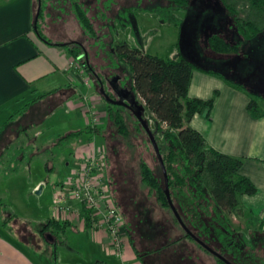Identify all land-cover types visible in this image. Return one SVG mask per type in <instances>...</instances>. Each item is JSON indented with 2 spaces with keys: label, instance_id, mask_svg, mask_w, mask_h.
<instances>
[{
  "label": "rangeland",
  "instance_id": "374dc122",
  "mask_svg": "<svg viewBox=\"0 0 264 264\" xmlns=\"http://www.w3.org/2000/svg\"><path fill=\"white\" fill-rule=\"evenodd\" d=\"M80 1L84 3L94 31L88 30L80 22L76 12L70 8V0L55 3L53 11L57 12H50L45 21H41V27L53 43L77 42L84 45L92 65L104 78L108 88L115 75L121 74L127 86L133 83L128 62L118 61V68L114 67L115 48L124 42L131 48L138 47L144 53L153 55H184L201 66L212 64L227 73L234 67L236 77L243 85L245 82L258 83L264 79V32L246 39L234 30L237 15L243 20H252L264 27V11L254 7L249 0H192V3L183 9L173 7L168 0ZM34 2L36 6V0ZM214 34H224L230 40L244 45L242 55L232 60H211L206 54V47L209 37ZM87 77L94 93L98 79L91 75ZM88 90L91 89L87 85L79 84L74 88L75 96L78 98ZM262 91L263 97L258 99L264 109V90ZM100 102L103 103L102 100ZM26 103L27 100L22 99L12 105L8 111L9 115ZM114 107L121 109L128 117L131 116L124 104ZM81 117L72 109L69 101L62 103L51 98L33 104L29 111L18 115L4 127L0 138L4 144H9L7 155L21 156L19 160L9 161L2 166L0 230L23 243H28L36 256L47 258L53 263L58 260L61 262L64 237L59 238L60 245L56 248L49 244L48 238L41 234V230L47 217L53 216L55 186L68 179L73 170L74 158L89 144L93 145V150H105L104 172L112 196L121 209H135L138 219L152 227L161 216V207L155 195L150 194L149 186L141 180L142 156L148 158L151 165L155 162L140 144V138L138 141L135 136L129 137L119 133L109 117L102 122V115L99 113L101 123L96 125L97 131L62 139L64 135L86 128L91 116L84 114ZM3 122L4 120H0V123ZM102 124L104 125L100 127ZM90 154L92 152L85 153L78 162ZM67 162H71V165H66ZM16 166H19L18 170L13 171ZM7 171H11L10 176H5ZM243 207L246 215L240 211L230 217L244 235H249V230L258 228L264 216H253L245 206ZM67 234L73 243L75 240H81L77 238L80 234L85 235L73 226L68 228ZM253 238L248 242L251 252L257 251L258 243L264 245L259 233L253 235ZM55 249L58 252L54 254ZM253 252L252 264H264V253Z\"/></svg>",
  "mask_w": 264,
  "mask_h": 264
},
{
  "label": "trees",
  "instance_id": "16d2710c",
  "mask_svg": "<svg viewBox=\"0 0 264 264\" xmlns=\"http://www.w3.org/2000/svg\"><path fill=\"white\" fill-rule=\"evenodd\" d=\"M58 1L61 0H36L33 20L34 31L40 39L49 44L58 47L72 45L69 48L71 56L79 62L86 75L97 77L96 85L101 86L105 83L104 78L96 72L84 45L77 42L55 44L43 32L41 21L44 22L50 12H54L53 7ZM70 1V8L76 12L80 22L88 30L94 31L84 3L80 0ZM168 1L177 9L186 8L192 3V0ZM249 1L254 7L264 11V0ZM65 2L64 4H66ZM235 19V33L244 36L246 39L264 32V27H260L252 20H243L238 15ZM243 46L223 34H214L208 39L206 52L214 59L232 60L242 55ZM113 58L115 68H118V61H126L131 66L133 77L131 88L142 99V102H138L139 105L144 106V109L140 108L141 114L144 120L148 122L159 144L169 175L171 196L184 222L197 237L234 264H252L251 255L253 251H249L248 242L256 233H259L264 240V220L258 228L249 230V235H244L232 222L230 216L235 213L239 214L240 211L244 212V207L241 204L242 196L254 195L258 189L249 178L240 173L244 163L243 158L227 155L214 149L204 136L190 125L191 120L197 113H205L208 118H211V112L218 94V92H215V95L209 100L192 98L190 96V85L195 69L218 74L230 84L248 92L251 97L248 109L254 117H260L264 114V109L258 99V97H263L261 91L241 84L235 71L227 73L217 66H212V64L202 67L184 55L163 57L144 53L138 47L131 48L126 42L116 46ZM232 68L234 69V67ZM260 82L264 83L263 80H260ZM123 83L126 85V80ZM101 93L107 99L112 98L106 88L105 92L102 91ZM107 95L110 97H107ZM40 97L35 98L33 102ZM33 102L26 104V108L24 106L17 114L23 113ZM108 112L110 122L115 125L118 132L129 137L135 136L137 140L140 138V141H138L153 158L155 164L151 165L148 158L142 156L141 180L149 186L150 194L155 195L158 205L172 212L159 159L141 121L137 117L130 119L112 105L109 106ZM14 117L12 116V119ZM97 130V126L91 124L80 131L71 132L61 138L79 136ZM8 148L7 145L4 150L0 151V176L2 166L9 161L19 160V157H21L15 154L7 155L6 150ZM18 168L19 166L14 167L13 171H17ZM10 174L11 171H7L5 176H10ZM0 203H2L1 200ZM84 216L85 228L89 229L94 224V218L86 208H84ZM174 219L179 224L175 217ZM5 224H7V221ZM67 227L68 224L65 222L50 217L43 226L41 234L45 237L53 236V241L57 242L60 237L65 236ZM128 230H130V227ZM184 238L193 240L201 251L210 254L208 250L189 235L180 236L167 246L179 243ZM257 247V251L253 253H264L263 244L258 243ZM55 253L56 251H54ZM179 257L181 258V253H179ZM211 257V263L214 260L213 264H226V262L212 254ZM181 260L184 261L183 258ZM188 264H200V261L196 257H189Z\"/></svg>",
  "mask_w": 264,
  "mask_h": 264
},
{
  "label": "crops",
  "instance_id": "0c3cea01",
  "mask_svg": "<svg viewBox=\"0 0 264 264\" xmlns=\"http://www.w3.org/2000/svg\"><path fill=\"white\" fill-rule=\"evenodd\" d=\"M34 11V0L0 2V120H4L0 123V138L4 127L18 115L29 111L33 104L51 98L62 103L69 101L79 117L84 114L89 117V108H93L102 115V122L108 118V106L102 94L97 88H94L95 92L92 93L90 79L82 69H75L72 65L75 60L69 51L72 45L58 47L40 39L33 29ZM207 56L211 60H217L208 54ZM79 84H85L91 90L85 94L81 93L77 98L74 88ZM263 84L260 80L258 83L245 82L246 86L259 91L264 90ZM215 92L218 94L211 118L205 113H197L190 125L198 130L214 149L244 159L240 173L249 178L258 191L254 195H243L242 206L253 216H264V114L260 117L251 114L248 109L251 97L247 91L230 84L218 74L195 69L190 96L209 100ZM132 94L134 100L139 99V102H142L135 91ZM43 95L45 96L40 97ZM38 97L40 98L33 102ZM22 99L27 100L26 104L33 103L23 113L17 114L24 106L9 115L8 111L12 105ZM12 116L15 117L12 119ZM91 121L92 119L88 118L86 127L91 125ZM4 143L0 141V151L7 147ZM92 150L93 145L83 147L73 160V169L78 166L79 159ZM66 165H71V162ZM66 181H61L56 186ZM73 205L79 203L73 202ZM161 213L164 219L160 217L154 228L142 226L139 219L128 215L126 224L130 230L125 238L123 254L117 256L113 252L111 237L106 232L86 229L84 223L72 217L68 219L67 215L59 217L53 212L52 217L68 224L63 238L64 251L61 262L58 260L53 263L47 258L36 256L28 243H23L0 230V264H185L181 260L183 257H179V244L167 246L176 239L178 226L170 233L161 232L162 229L157 230V227L168 225L163 223L165 218L171 225L174 224L167 209H163ZM242 213L246 215L245 212ZM49 218L47 217L46 221ZM71 226L85 233L84 236L78 234L80 241L75 240L73 243V240L69 239L67 232ZM48 242L56 248L60 245V240L54 242L52 238H48ZM55 251L58 252L56 249Z\"/></svg>",
  "mask_w": 264,
  "mask_h": 264
},
{
  "label": "built area",
  "instance_id": "2783aa9c",
  "mask_svg": "<svg viewBox=\"0 0 264 264\" xmlns=\"http://www.w3.org/2000/svg\"><path fill=\"white\" fill-rule=\"evenodd\" d=\"M74 68L81 69L79 62H72ZM76 66V67H75ZM91 124H99L98 110L89 108ZM106 153L104 148L92 150L74 168L66 182L56 186L53 193L54 212L72 217L85 224L84 208L94 218L92 230L106 232L112 240L113 252L122 256L127 231L123 213L114 201L105 170ZM73 202L79 205H73Z\"/></svg>",
  "mask_w": 264,
  "mask_h": 264
},
{
  "label": "flooded vegetation",
  "instance_id": "af4514ba",
  "mask_svg": "<svg viewBox=\"0 0 264 264\" xmlns=\"http://www.w3.org/2000/svg\"><path fill=\"white\" fill-rule=\"evenodd\" d=\"M118 74V73H116ZM120 74V73H119ZM124 79L122 77V75H115V77L113 79H111V86L109 88H111L112 90H110L107 86H105L106 90L108 91V93L111 94L112 98L111 99H107L106 97H104L102 95V98L107 102V106H108V109H109V106L112 105L113 107L114 106H119L121 104H115L113 103L112 101L113 100H117V101H120V102H123L124 106L126 107V109L128 110V112L130 113V119L133 118V117H137V113H139L141 116V109L139 107V99H136L134 100V97H133V90L131 89V86H127L123 83ZM102 84V83H101ZM105 85V83H104ZM97 90L100 92H102V85L101 86H96ZM100 92V93H101ZM102 94V93H101ZM126 103V104H125ZM129 105H128V104ZM138 104V105H137ZM116 110L119 109V108H116L114 107ZM108 109H107V114H108V117H109V112H108ZM122 113H124L121 109H119ZM125 114V113H124ZM126 115V114H125ZM127 116V115H126ZM128 117V116H127ZM143 117V116H142ZM139 119V118H138ZM146 121V120H145ZM101 123V122H100ZM148 123V122H147ZM142 124V122H141ZM149 125V124H148ZM96 126V125H95ZM143 126V124H142ZM144 127V126H143ZM145 129V127H144ZM146 130V129H145ZM147 132V130H146ZM148 133V132H147ZM149 135V134H148ZM150 137V136H149ZM151 139V138H150ZM152 142V141H151ZM153 144V143H152ZM157 154V153H156ZM158 157V156H157ZM63 184V183H62ZM60 184V185H62ZM59 186V185H58ZM110 186V185H109ZM56 187V186H55ZM111 189V187H110ZM112 192V191H111ZM143 195V194H141ZM139 197V196H138ZM114 198V197H113ZM173 200V199H172ZM114 201L116 202L115 198H114ZM174 202V201H173ZM116 204L118 205L119 209L121 210V212L123 213V216H124V219H125V228H126V231L127 233L129 232L128 231V228H127V224H126V217L128 215H130L132 218H137V215H135V209H127L126 211H123L120 207V205L118 204V202H116ZM175 205V204H174ZM164 208H161V212ZM172 209V207H171ZM178 210V209H177ZM171 215H172V218H173V221H174V224L171 225L169 220H167L165 218V220H163V223H167L168 225L167 226H163V227H157V230H161V232H166V233H170L171 230H173V228L175 229V226H178V232H177V235H176V239H178L180 236H185V235H189L191 236L198 244H200L203 248H205L198 240H196V238H198L200 241H202L203 243H205L203 240H201L199 237H197L193 232L192 230L187 226V224L185 223L187 229L192 233L190 234L186 228H184L182 226V224L179 222L178 218L176 217L173 209H172V212L170 210H168ZM179 212V211H178ZM240 213V212H239ZM163 214V213H161ZM162 217V219H164V216H160ZM174 217L178 220L179 224L176 223ZM183 219V218H182ZM159 221V220H158ZM184 221V220H183ZM139 222L142 223L139 219ZM145 224L142 223V226H144ZM155 227V226H154ZM153 227V228H154ZM170 227V228H169ZM146 228V227H144ZM148 228V227H147ZM146 228V229H147ZM169 228V229H168ZM149 229V228H148ZM145 230V229H144ZM148 232V231H147ZM165 233V234H166ZM196 237V238H194ZM47 238H52L53 239V236H48ZM175 239V240H176ZM191 242V243H190ZM178 243V242H177ZM179 248L181 251H179V253H181V257H183V260H184V263L185 264H188V259L189 257H196L197 259H199L200 261V264H213L214 263V260H213V263H210V261H212V257L210 254H212L213 256H215L216 258L218 259H221L219 258L218 256H216L215 254H213L210 250H208L207 248H205L206 250H208L210 252L209 253H206V252H203L201 251V249L195 245L194 241L191 240V239H188V238H184L183 240H181L179 243ZM206 244V243H205ZM208 247H210L208 244H206ZM262 247V246H261ZM212 248V247H210ZM213 250H215L214 248H212ZM216 252H218L217 250H215ZM148 253V252H146ZM219 254H221L220 252H218ZM225 259H227L228 261H230L231 263H233L231 260H229L228 258H226L223 254H221ZM223 260V259H221ZM224 261V260H223ZM225 262V261H224ZM227 264V263H226ZM234 264V263H233Z\"/></svg>",
  "mask_w": 264,
  "mask_h": 264
},
{
  "label": "water",
  "instance_id": "95a60500",
  "mask_svg": "<svg viewBox=\"0 0 264 264\" xmlns=\"http://www.w3.org/2000/svg\"><path fill=\"white\" fill-rule=\"evenodd\" d=\"M38 19V17H37ZM37 21V20H36ZM186 57V56H185ZM188 59H190L191 61H193L191 58L187 57ZM196 63V61H193ZM201 66V65H200ZM203 67V66H202ZM102 91L105 92V86L104 84H102ZM107 97H110L109 95H107ZM113 103L115 104H123V102H120V101H117V100H113L112 101ZM126 104V103H125ZM128 104V103H127ZM129 105V104H128ZM140 108H143L144 109V106L143 105H139ZM137 116L139 118V120L142 122L143 126L145 127V129L147 130L150 138H151V141L153 143V146L155 148V151L157 153V156H158V159H159V163L161 165V168H162V171H163V175H164V178H165V182H166V194H167V198H168V201L176 215V217L178 218L179 222L182 224V226L184 228H186V230L192 234L186 227L180 213L178 212L176 206L174 205V202L172 200V196H171V191H170V184H169V175H168V171H167V168H166V165H165V161H164V158H163V155L160 151V147H159V144L157 142V139L156 137L154 136L150 126L148 125L147 121L144 120V118L139 114L137 113ZM40 193V191H39ZM196 238V237H194ZM196 240H198L205 248H207L208 250H210L213 254H215L216 256H218L219 258L223 259L227 264H233L231 263L230 261H228L227 259H225L221 254H219L218 252H216L215 250H213L212 248L208 247L205 243H203L202 241H200L198 238H196Z\"/></svg>",
  "mask_w": 264,
  "mask_h": 264
}]
</instances>
